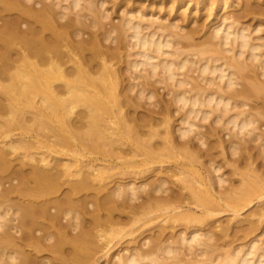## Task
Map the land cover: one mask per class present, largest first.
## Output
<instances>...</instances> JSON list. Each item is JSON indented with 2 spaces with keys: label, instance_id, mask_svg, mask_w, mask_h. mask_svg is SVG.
Wrapping results in <instances>:
<instances>
[{
  "label": "bare ground",
  "instance_id": "6f19581e",
  "mask_svg": "<svg viewBox=\"0 0 264 264\" xmlns=\"http://www.w3.org/2000/svg\"><path fill=\"white\" fill-rule=\"evenodd\" d=\"M256 1L221 13L235 0H131L106 22L123 0H0V198L14 201L0 204V264H96L110 234H130L122 224L163 214L148 247L117 264H177L189 250L185 264H264L259 237L209 255L221 242L204 227L256 202L247 217L264 221V37L254 35L263 19H243L264 12ZM214 3L213 23L196 24L192 10ZM155 6L174 16H156ZM183 7L182 20L196 25L177 21ZM140 99L154 106L131 112ZM121 208L127 218L115 216ZM28 250L58 255L37 263Z\"/></svg>",
  "mask_w": 264,
  "mask_h": 264
},
{
  "label": "rangeland",
  "instance_id": "374dc122",
  "mask_svg": "<svg viewBox=\"0 0 264 264\" xmlns=\"http://www.w3.org/2000/svg\"><path fill=\"white\" fill-rule=\"evenodd\" d=\"M132 1H134V0H132ZM141 1H145L146 3L149 1H146V0H137V2H136V4L138 5V4H140L141 3ZM236 1H237V3H236ZM242 1V2H241ZM246 1V0H245ZM245 1H243V0H235V2H234V4L235 5H232V6H230L231 8H229V7H226V10H225V8H223L224 10H221V13H223V12H226V11H230V9H231V11L233 10V11H237V12H239V11H242L243 10V3L245 2ZM254 1V0H253ZM256 1V0H255ZM65 3H67V1H64ZM129 3V4H131V0H123V2H122V4H121V7L122 8H120L119 10H117V11H113V9L115 10V7H113V6H110V5H112V3H108V6H109V8L113 11V16L111 17V18H108V19H105V21L107 22V20L109 21L110 19H112L113 17V19L112 20H114V21H116V22H118V19L120 20V18H121V16L123 15L122 14V12H123V9H126V5H128L127 3ZM240 2V3H239ZM178 2H176V4H177ZM194 2H190V3H188V5H189V7L187 8V10L183 7V8H181V9H179L178 10V12H177V17L179 18V20H177V21H180L179 23H181V24H183V22H184V24L183 25H187V26H185V27H187L188 28V26L190 27V26H194V25H196L197 24V22H198V20H199V23H203V22H205V21H207V22H205V24H208V25H210V23H213V19H215V17H216V8H217V4H213V5H211V7H212V11H210V10H205V8H204V10L202 9L201 11H202V13L200 12V11H197V13H195L194 11H195V9H194V11L192 10V14H193V12H194V14L192 15L191 14V17H192V19H194L193 21H196V24H195V22H189V21H187V20H182V12H184L185 10L187 11V12H189L190 11V7H192L191 5H194L193 4ZM261 4L263 7H264V0H260V1H256V2H254V6H257V5H255V4ZM240 4V5H239ZM245 4V3H244ZM187 5V4H186ZM237 5V6H236ZM240 6V7H239ZM236 7H238V8H236ZM242 7V8H241ZM154 9L153 10H155L156 9V11H157V15L156 16H158V15H162V14H165L166 15V17H169L170 16V14H172L173 16H174V13H175V10H173V12H172V10H170V7H168L167 6V9H161V8H157L156 6L155 7H153ZM109 9V12H112L111 10ZM206 9H208V8H206ZM122 12H121V11ZM166 10V11H165ZM182 10V11H181ZM161 11V12H160ZM171 11V12H170ZM181 11V12H180ZM119 12H121V13H119ZM160 12V13H159ZM168 12V13H167ZM170 12V13H169ZM258 13H255L256 15H254V13H252V15L251 14H249V15H247V16H245V18H243L245 21L244 22H246V24H250V22H251V24L252 25H254L253 23H255V22H257V19H260V20H262L263 21V24H262V29L261 30H259L258 32H254V35L255 34H259V35H262L263 37H264V12H260V10L259 11H257ZM260 12V13H259ZM179 13H181V14H179ZM199 13V14H198ZM201 13V14H200ZM212 13V15H210ZM215 13V14H214ZM220 13V14H221ZM262 13V14H261ZM122 14V15H121ZM168 15V16H167ZM171 15V16H172ZM195 15H197V17L195 16ZM202 17H201V16ZM207 16H209V17H207ZM212 16V17H211ZM196 17V18H195ZM250 17V18H249ZM177 18V19H178ZM204 18V19H203ZM208 18V19H207ZM256 19V20H255ZM203 20V21H202ZM212 20V21H211ZM111 21V20H110ZM183 21V22H182ZM211 21V22H210ZM259 21V20H258ZM210 22V23H209ZM250 24V25H251ZM261 31V32H260ZM260 32V33H259ZM106 43H108V41H106ZM122 51L124 52L123 54H125L126 52H128V50L126 49V48H124V49H122ZM124 57H126V56H124ZM264 57V56H263ZM5 79V81H9V79L7 78H4ZM159 91H160V93H159ZM159 91L157 90V93L159 94V96H161L162 97V95H164L165 96V98H169L170 96H171V94H168L166 91V89H164L163 87H160V89H159ZM161 94V95H160ZM131 95H133V93H131ZM144 99H140L139 100V102L140 101H142V102H140V103H142L141 105L143 106H141V105H139L138 107H140V108H138V109H140V111H137L138 109H136L135 110V106H134V108H133V106H129L130 108H129V110L131 111V112H139V113H141V112H145V111H148V107L149 108H152L151 107V104H150V102L148 101V102H146L145 103V100L143 101ZM148 103L150 104V105H148ZM146 105V106H145ZM145 106V107H144ZM84 107H78L77 109L79 110V109H83ZM173 109H174V113H175V119L176 118H178L181 114H179V112L176 110V107L175 106H173ZM159 116H161V115H159ZM214 118V115H212L209 119H207V120H202L201 122L202 123H204L206 126L208 125V123L211 121V119H213ZM179 121L180 120H178V119H176V121H175V123H179ZM19 130L18 129H15V133L16 132H18ZM14 132V131H13ZM90 145V144H89ZM89 145H87L88 147H87V150H85L86 152H88L90 149H92V148H90L91 146H89ZM90 148V149H89ZM89 149V150H88ZM90 152V151H89ZM88 152V153H89ZM95 155V154H94ZM126 155V154H125ZM131 154H127V156L129 157ZM60 157L59 158H61V156H62V159H64V160H66V158H69V156L71 157V155H69V154H60L59 155ZM124 175H116V177H118V178H121V179H115L117 182L119 181V180H122V181H127L128 179H126V178H124L123 177ZM241 178V177H240ZM239 179V178H238ZM237 179V183H238V181H240L241 179H239L238 180ZM114 182L115 181H111L110 183H109V186H112L113 184H114ZM240 184L238 185L239 187H240V185H241V181L239 182ZM5 184L6 185H8L9 184V179H6L5 180ZM66 186V185H65ZM63 187L60 191L61 192H59V193H57V194H60V195H63V193H64V191H66L67 189H66V187ZM63 192V193H62ZM62 193V194H61ZM105 192H101V194H104ZM59 195V196H60ZM62 197V196H61ZM4 202V206H5V204H7V201H8V204L10 205V204H13V200H12V202H11V200H1V198H0V204L2 205V203ZM9 202H11V203H9ZM8 204H7V206H8ZM258 204H259V206H260V204L261 203H259V201H258ZM257 202H256V204L255 205H253V206H250V208H248V209H246V210H244V212H243V214H242V216L240 215L238 218H233V216L234 215H232V214H229L228 215V213H222V214H220L219 215V219H217V221H215V222H213V224L211 225V227H208V225H205L204 227H206V229L208 230L209 228H211L212 230H216V231H219V232H222V229H224L225 227H228V224L231 226L232 224V227L230 228V229H228V230H230L229 232H228V234H230V235H226L227 233L226 232H224V230H223V234L224 233H226L225 235L226 236H224L223 234H221L220 235V233L218 232L217 234V242L219 241V244H220V242H221V244H220V246L218 247L219 249H217V251H216V249H214V250H212V251H210V249L208 250V251H210L209 252V255H211V253L212 254H214V256L215 255H217V254H219V256L221 257V258H223V257H225V255L224 254H226L225 253V250H227V249H231V247H229V246H226V245H229V244H233L232 245V247H234L235 245L237 246V244H239L241 247H242V245L244 244H246V243H248V241L250 242L251 240H252V238H254V237H256V238H260L259 239V241H258V245H262V246H264V235L262 234L263 232H262V227H263V224H264V221H260V223L262 224V226H261V224H258L259 223V221L257 222V220H258V217H259V214H254L253 216L251 215L250 217L254 220V218H256L255 220H254V222H251V224H250V221L252 220L250 217H247V214H248V212H250L251 210H253V207L255 206L256 208H257ZM255 207H254V209H255ZM90 209H93V206H91L90 207ZM123 208H121V209H119L118 211H115V216H117L118 217V215L120 216V214L121 213H119V212H122L123 210H122ZM125 209H127V208H125ZM118 212V213H117ZM124 212V211H123ZM122 212V214H124L122 217H124V218H127L126 217V215H127V213H123ZM92 213L93 212H91L90 213V211H87L86 212V217H88V218H90V217H92ZM246 213V214H245ZM258 213V212H257ZM117 214V215H116ZM121 214V215H122ZM258 215V216H257ZM161 217H162V215H160ZM156 217L155 219H153V221H149V222H153L152 223V225H151V223H147V225H145L146 224V222H144V221H140V222H138L137 224H133L132 225V223L133 222H127V223H124V224H122V225H124L125 226V228H127V230L128 231H130V234L128 235V234H126L125 236H123V237H120V236H118V235H115V236H111V235H114V234H116V233H112V234H110L109 235V237L111 238V243H110V246H111V248H110V251H109V253H107L106 255H103L104 254V252L107 250V248H105V246H104V248L103 249H101L102 248V246L99 248V250L97 249L96 251H95V258L97 257V262H96V264H111L113 261H114V263H112V264H117V262H118V259L116 258V257H118V254H122V255H125V254H129L131 251L132 252H136V251H138V249H139V251H140V249L143 247H148V245H149V243H150V239L151 238H155L156 237V235H157V232H158V229L160 230L161 229V225L162 224H166L167 223V221H165V220H163L164 218L163 217H165V215L163 214V217L161 218V217ZM220 216H221V218H220ZM231 217V218H230ZM245 217H247L248 219H246V222H245ZM158 218H159V220H158ZM239 218H244V221H242L243 219H239ZM251 220H250V219ZM156 219H157V221H156ZM167 219V218H166ZM63 221H65V220H67V218L66 217H63V219H62ZM222 220V221H221ZM247 220H250V221H247ZM164 222V223H163ZM240 222V223H239ZM249 223V227L247 226V224ZM263 222V223H262ZM140 223H142V224H140ZM216 223H217V225H216ZM219 223V224H218ZM228 223V224H227ZM255 223H257V225L255 224ZM157 226H156V225ZM159 224H161V225H159ZM222 224H226V226L224 225L223 227H222ZM238 225V228L240 229V227L242 226V228H241V231H239V229H236L237 228V225ZM254 224V225H253ZM241 225V226H240ZM257 227H256V226ZM139 226V227H138ZM153 226V227H152ZM155 226V227H154ZM179 226V225H178ZM177 226V227H178ZM184 226V225H183ZM183 226H180V229L181 228H183ZM210 226V225H209ZM213 226H216V227H214L213 228ZM218 226V227H217ZM240 226V227H239ZM243 226H244V228H243ZM251 226H255L254 228L255 229H252V227ZM138 228V229H136V228ZM140 227H141V229H140ZM148 228V229H146V228ZM158 227V228H157ZM176 227V228H177ZM222 227V228H221ZM235 227V229H233ZM251 227V228H250ZM130 228L132 229V232H131V230H130ZM135 228V229H134ZM156 228V229H155ZM246 228H247V230H246ZM153 229V230H152ZM178 229H179V227H178ZM184 229V228H183ZM186 229V228H185ZM218 229V230H217ZM143 230V231H142ZM145 230V231H144ZM152 233H150L149 231ZM156 230V231H155ZM170 230H173L172 228H169V229H167V232H169ZM182 230V229H181ZM187 230V229H186ZM190 230V229H189ZM204 230H205V228H204ZM210 230V229H209ZM236 231V232H232V231ZM244 230H246V233L244 232ZM141 231V232H140ZM148 231V232H147ZM175 231H177L176 229H175ZM180 231V230H179ZM178 231V232H179ZM206 231V230H205ZM248 231H250V232H248ZM146 232V233H145ZM153 232L155 233V235L153 234ZM143 233V234H142ZM149 233V234H148ZM133 234V235H132ZM262 234V235H261ZM128 235V236H127ZM151 235V236H150ZM224 236V237H223ZM221 237V238H220ZM170 238H173V237H170ZM231 240V241H229V243H227V241L228 240ZM235 239V240H234ZM171 240H173V239H171ZM211 240H213V244H215L216 242H215V239H211ZM211 240H210V242H211ZM227 240V241H226ZM232 240H234V242H232ZM147 243H146V242ZM224 241H226V243L224 242ZM149 242V243H148ZM231 242V243H230ZM144 243H146V244H144ZM212 243V242H211ZM224 243V244H223ZM234 243H236V244H234ZM102 244V243H101ZM218 243H216V245H219ZM226 244V245H225ZM142 245V246H141ZM260 245V246H261ZM214 246V245H213ZM231 246V245H230ZM226 247H227V249H226ZM264 247H262V249H263ZM68 249V248H67ZM106 249V250H105ZM223 249H224V251H223ZM29 251V250H28ZM188 251V250H187ZM223 253H222V252ZM29 252H32V257H33V259L35 260V261H37V263L38 262H40L41 260L43 261H48V259H50V258H52V256H57L58 255V251L56 252V251H51V250H45V252L44 251H42V252H40V253H37V252H35V251H29ZM60 252V251H59ZM96 252H98V253H96ZM124 254H123V253ZM190 252V253H189ZM189 254H186L187 255V258L189 257V258H191V260H192V257L194 256V254H192V252L193 251H191V250H189ZM45 253V254H44ZM70 253V252H69ZM83 253V252H82ZM86 253V255L87 254H89L88 252H84V254ZM103 253V254H102ZM37 254V255H36ZM40 256H39V255ZM41 254H42V256H41ZM54 254V255H53ZM57 254V255H56ZM79 255H77V256H80L81 258H82V256H86V255H84V254H81V252H79L78 253ZM81 254V255H80ZM115 254V255H114ZM50 255V256H49ZM99 255V256H98ZM114 255V256H113ZM117 255V256H116ZM88 256V255H87ZM161 256H163V255H161ZM167 256H168V254H167ZM172 256V255H171ZM170 256V254H169V258L171 257ZM205 256V255H204ZM211 256H213V255H211ZM213 256V257H214ZM103 257V258H102ZM113 257V258H112ZM185 259H184V258ZM183 259L182 260H184V261H186V260H190L189 258L188 259H186V257L183 255ZM219 257V258H220ZM42 258V259H41ZM47 258V259H46ZM84 258V257H83ZM82 258V259H83ZM101 258V259H100ZM112 258V259H111ZM204 258H206V257H204ZM40 259V260H39ZM87 259V258H86ZM83 260L84 261V263L83 264H86V261H87V264H91V260L89 261V259H94V258H92V257H89V259L88 260ZM109 259V260H108ZM115 259V260H114ZM171 259V258H170ZM170 259H168L167 261H169ZM194 259V258H193ZM111 260V261H110ZM218 260V259H217ZM217 260H214V261H211L210 259H207V261L209 262V264H211L212 262L214 263V264H222L221 262H220V260H222V259H219V261H217ZM150 260H148V262H149ZM171 261H173V259H171ZM170 261V262H171ZM184 261H181V263L180 262H178V263H180V264H183V262ZM58 262V261H57ZM106 262H108V263H106ZM116 262V263H115ZM144 262H146V261H144ZM151 262V261H150ZM169 262V263H170ZM175 262V261H174ZM173 262V263H174ZM211 262V263H210ZM217 262H219V263H217ZM177 263V264H178ZM186 263H188V262H186ZM212 263V264H213ZM39 264V263H38ZM149 264V263H148ZM167 264H168V262H167ZM176 264V263H175ZM184 264H185V262H184ZM199 264H202V262H200ZM223 264H224V260H223Z\"/></svg>",
  "mask_w": 264,
  "mask_h": 264
}]
</instances>
